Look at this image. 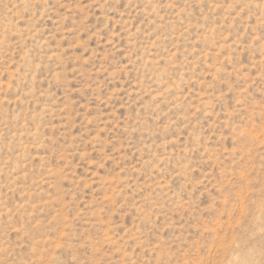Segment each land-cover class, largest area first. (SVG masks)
Returning <instances> with one entry per match:
<instances>
[{
  "label": "rangeland",
  "instance_id": "374dc122",
  "mask_svg": "<svg viewBox=\"0 0 264 264\" xmlns=\"http://www.w3.org/2000/svg\"><path fill=\"white\" fill-rule=\"evenodd\" d=\"M0 264H264V0H0Z\"/></svg>",
  "mask_w": 264,
  "mask_h": 264
}]
</instances>
